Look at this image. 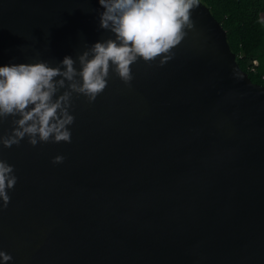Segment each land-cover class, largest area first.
<instances>
[{"label":"water","instance_id":"obj_1","mask_svg":"<svg viewBox=\"0 0 264 264\" xmlns=\"http://www.w3.org/2000/svg\"><path fill=\"white\" fill-rule=\"evenodd\" d=\"M103 11L0 0V66L71 56L79 69L78 55L115 39ZM191 19L163 65L139 58L128 85L110 64L94 102L73 93L71 143L0 142L17 177L7 207L0 198V251L13 258L0 264H264V84L210 6ZM18 118L0 119V136Z\"/></svg>","mask_w":264,"mask_h":264},{"label":"clouds","instance_id":"obj_2","mask_svg":"<svg viewBox=\"0 0 264 264\" xmlns=\"http://www.w3.org/2000/svg\"><path fill=\"white\" fill-rule=\"evenodd\" d=\"M104 11L100 27L115 34V39L97 41L76 60L65 56L57 66L46 61L0 66V119L9 116L14 127L0 136L4 147L19 145L26 136L32 146L39 142L71 143L68 127L75 117L70 114L73 93L83 94L89 103L107 86L110 64L119 78L130 85L131 65L142 58L163 65L174 55L172 49L187 34L194 22L191 10L199 0H99ZM59 77V79H54ZM79 77V79L77 78ZM60 89H65L57 95ZM55 97V98H54ZM31 106V107H29ZM57 155L53 163H62ZM17 177L14 166L0 160V198L7 207L10 196L6 189L14 188ZM4 262L12 260L9 253L0 251Z\"/></svg>","mask_w":264,"mask_h":264},{"label":"trees","instance_id":"obj_3","mask_svg":"<svg viewBox=\"0 0 264 264\" xmlns=\"http://www.w3.org/2000/svg\"><path fill=\"white\" fill-rule=\"evenodd\" d=\"M225 27L241 66L255 82L264 84V0H202ZM258 58L257 71H251Z\"/></svg>","mask_w":264,"mask_h":264},{"label":"built area","instance_id":"obj_4","mask_svg":"<svg viewBox=\"0 0 264 264\" xmlns=\"http://www.w3.org/2000/svg\"><path fill=\"white\" fill-rule=\"evenodd\" d=\"M259 65V60H258V58H255V59H253L252 60V64H251V67H250V69H251V71H257V66ZM263 78H264V74H263Z\"/></svg>","mask_w":264,"mask_h":264}]
</instances>
